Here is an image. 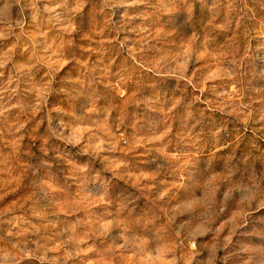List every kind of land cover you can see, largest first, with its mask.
I'll use <instances>...</instances> for the list:
<instances>
[{
	"label": "clouds",
	"instance_id": "obj_1",
	"mask_svg": "<svg viewBox=\"0 0 264 264\" xmlns=\"http://www.w3.org/2000/svg\"><path fill=\"white\" fill-rule=\"evenodd\" d=\"M0 264H264V0H0Z\"/></svg>",
	"mask_w": 264,
	"mask_h": 264
}]
</instances>
